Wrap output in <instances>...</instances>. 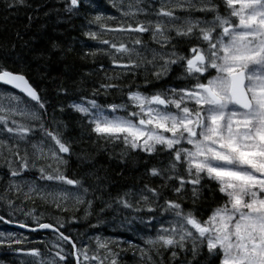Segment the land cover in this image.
<instances>
[{"label":"snow or ice","instance_id":"obj_1","mask_svg":"<svg viewBox=\"0 0 264 264\" xmlns=\"http://www.w3.org/2000/svg\"><path fill=\"white\" fill-rule=\"evenodd\" d=\"M222 3L227 15L220 13V4L215 0H114L113 7L120 17L95 15L88 23L98 25L101 32L84 33L107 46L88 55L108 56L112 74L101 66L99 71L104 72L107 82H101L91 89L90 96H81L67 108L90 127L94 143L122 144V158L125 152L140 151L149 156L167 153L166 166L149 169V175L161 181L158 187L145 184L139 192L114 197L115 205L104 201L105 206L99 209L100 213L127 209L153 214L147 221L142 217L139 220L156 230L154 237L144 239L147 247L139 249L143 264H165V253H169L168 264H198L205 248L219 264H264V0ZM25 6L26 0H4L5 9ZM81 9L82 0H65L67 13L79 14ZM177 12L189 15L181 17ZM192 12L206 15L193 19ZM108 20H117V24L109 26L104 23ZM105 33L112 39L104 38ZM145 33L159 50L148 47ZM173 40L199 43L189 44L190 55L186 56L176 51ZM53 50H59V45L53 44ZM178 64L185 74L182 78L193 83L150 95L129 91L130 104L102 105L96 99L113 89L123 91L124 86L117 81L137 75L141 68L146 75L160 80ZM0 86L18 90L0 92V134L6 136L0 139V160L9 173L0 201L9 209V216L19 211L31 217L37 227L30 231L48 230L54 237L50 242L39 241L45 245L43 250L14 248L33 242L14 234L0 240V247L29 257L24 264H68L69 256L74 264H104L108 257L109 264H118L123 249L118 251L113 245L119 247L123 242L93 235L90 239L95 248L90 252V244L63 231L66 223L78 222L74 215H57L54 222H43V214H37L35 207L25 209V204L31 201L34 205L37 200L58 213L70 209L78 212L83 206V218L88 219L93 215L95 200L102 196L96 190L90 191L82 179L66 175L73 141L65 139L67 124L56 115L57 111L64 113L65 106L49 111V101L25 75L3 66ZM59 92L68 95L67 88ZM31 172L38 173L37 179L24 175ZM100 179L96 177V189L102 193ZM205 179L216 183L223 203L201 219L195 209L185 210L179 201L190 198L196 204ZM37 180L48 183L39 184ZM172 181H177L171 191L178 200L165 196L161 203L163 189ZM90 195L93 199H88ZM158 210L160 216L170 217L160 219L159 226L152 223ZM136 219L125 217L113 227L125 228ZM0 222L13 221L0 215ZM103 222L101 215L90 226L98 228ZM17 223L20 228L29 227Z\"/></svg>","mask_w":264,"mask_h":264},{"label":"trees","instance_id":"obj_2","mask_svg":"<svg viewBox=\"0 0 264 264\" xmlns=\"http://www.w3.org/2000/svg\"><path fill=\"white\" fill-rule=\"evenodd\" d=\"M82 1V9L79 14H69L64 10L65 0H26L27 6L19 9H5L4 0H0V66L25 75L29 82L40 91L41 96L49 101V111H52L55 106H65V112L57 111L56 115L67 124L64 131L65 139L73 141L72 155L68 159L66 175L70 178L82 179L85 186H90V191L96 190L97 195L102 196V199H96L94 202L93 215L83 222L81 215H84V208L78 212L70 209L69 212L58 213L53 207L51 208L41 202H35L33 205L29 201L24 206L26 208L35 207L39 214H43V220L47 222H54L57 215L64 218L74 215L78 222L66 223L63 231L77 239L91 231L109 233L112 229L111 235L115 236L113 240L123 242L119 247L113 245L118 251L123 249L120 251L118 264H143L139 249L147 247L144 239L150 236L154 237L156 230L150 226L145 227L139 223V220L142 217L147 221L153 214L136 213L127 209H119L118 212L107 209L100 213L99 209L105 206L104 201H111L115 205L114 197L129 191L139 192L145 184L158 187L161 181L159 178L151 177L149 169L153 166L158 168L166 166L168 164L167 153L149 156L140 151L125 152L122 158L121 152L125 151L122 144L101 145L94 143L95 135L90 133V127L83 123L78 113L67 108L69 103L78 102L81 96H90L91 89L99 87L101 82H107L104 79V72L99 71L101 66L109 75L112 74L111 69L113 67L110 58L102 53L95 57L88 55V53L99 48H107V46L90 39L84 33L89 30L101 32L98 25L88 23L95 15L120 17V13L113 7L114 0ZM215 2L220 4V13L227 15L223 13L225 7L222 0H215ZM143 6L147 7L146 5ZM177 15L183 17L189 14L177 12ZM190 15L193 19H202L206 14L192 12ZM139 18L144 19L145 17L140 16ZM150 18L155 19V17ZM207 18L211 19L212 14L208 13ZM104 23L115 26L117 20H108ZM103 37L112 39L111 34L105 33ZM143 39L148 47L159 50L158 45L149 41L147 33L143 34ZM173 43L176 44L178 53L187 56L190 55L189 44L195 45L199 42L196 40H173ZM53 44L59 45V50L54 51ZM131 46L129 44V47ZM184 75L179 64L173 65L170 73L160 80H156L150 74L146 75L141 68L137 75L125 76L117 81L124 86L123 91L113 89L109 95L101 94L96 99L102 105L129 103L127 98L129 91L139 90L145 95H150L173 86L181 88L193 83L191 80L183 79ZM129 84L131 85L130 88L127 86ZM62 87L68 89L67 96L59 92ZM5 138V135L0 134V139ZM3 164L4 161L0 160V176L6 177L9 173L7 168L2 166ZM25 175L38 177L36 172ZM97 176L101 177L99 184L103 186L102 193L96 189ZM176 183L177 181H172L168 188L163 189L161 203H163L165 196L169 199L178 200V197L171 191L172 185ZM202 185H204L202 196L196 204H193L190 198L179 202L183 204L185 210L195 209L197 217L205 219L215 207L223 203V197L218 192L214 181L205 179L202 181ZM5 186L6 184L0 186V193H3ZM187 187L191 188V185ZM88 199H93V197L90 195ZM130 199L133 198L130 197ZM18 202L21 203V200ZM0 207L3 208L0 209V215L4 216L6 220L14 222L20 219L21 214L17 211L14 212V215L9 216V209L2 201H0ZM101 215L104 217V222L100 224V227H91L90 225L97 223V217ZM132 216L137 219L125 228L113 227L125 217L131 218ZM162 218L170 217L168 214L160 216L158 210L157 219L153 220L152 223L158 226L159 220ZM39 237L43 238L44 236L41 234ZM35 245L36 243L33 247ZM137 245L139 248L136 247ZM13 247L20 248V246ZM40 249L43 250V248ZM4 250L6 249L0 248V259L2 258V260L4 258L2 254L8 257ZM7 260L13 264H18L13 256L8 257ZM164 261L165 264H168L169 253L164 254ZM198 264H219V260L215 256H210L205 248L198 259Z\"/></svg>","mask_w":264,"mask_h":264},{"label":"rangeland","instance_id":"obj_3","mask_svg":"<svg viewBox=\"0 0 264 264\" xmlns=\"http://www.w3.org/2000/svg\"><path fill=\"white\" fill-rule=\"evenodd\" d=\"M224 11H226L227 12V10H226V8H224ZM171 88H176L175 86H173V87H171ZM180 88V87H179ZM5 89H9V88H7V87H4V86H0V92H3ZM10 91H11V89H9ZM13 92V91H12ZM15 93V92H14ZM131 110V109H130ZM121 115V114H120ZM26 174V173H25ZM24 174V175H25ZM28 179H37V177H28L27 175H25ZM8 178H9V175L8 176H6V177H4V179L3 180H0V186H2L3 184H6L7 183V180H8ZM37 182L39 183V184H45V183H48V182H45V181H40V180H37ZM1 188V187H0ZM4 189H5V187H4ZM13 198H15V197H13ZM19 200H17L16 201V203L17 204H20V202H18ZM36 202H41V201H39V200H37ZM49 207H51L52 208V206L51 205H48ZM25 207V206H24ZM81 208H83V206H81ZM0 209L2 210L3 208L2 207H0ZM25 209H28V208H26L25 207ZM54 209V208H53ZM81 211H82V209H80ZM83 211H84V209H83ZM18 213H20L21 214V216H20V219L18 220V222L19 223H26V224H28V226H30V223H32V225H34L35 227H37V225L35 224V221H33V219L31 218V217H28V216H26L24 213H22V212H19V211H17ZM36 212H37V210H36ZM37 214H39L38 212H37ZM83 216L84 215H81V221L83 222L85 219L83 218ZM29 220H30V223H29ZM43 222H47V221H44L43 220ZM10 224H14V223H10ZM15 224H18L17 222L15 223ZM6 225V224H5ZM3 223H0V233H3L4 234V236H2V237H0V240H4V239H6L7 237H9L10 235H15V236H17V237H19V238H21V239H23L24 237H27L28 238V240H30V241H33L32 243H26V244H23V245H20V248H23V249H32V248H34L33 247V245H34V243L36 242V241H38V245L39 246H37L36 248H45V245L44 244H42V243H39V241H46V242H50V241H52L53 239H54V237L53 236H51L50 234H42L43 236H45V238H42V237H39L38 238V236H40L41 234H34V233H23V232H19V231H17V230H14V229H10V228H8V227H6ZM158 226H159V223H158ZM110 230V229H109ZM111 233H112V229L110 230V232L109 233H104V232H100V231H97V232H93V231H91V232H88V233H85L84 235H83V237H80V239H78V240H81V241H84L86 244H90L91 245V247H90V252L95 248V242H94V240H91L90 239V237H92L93 235H99L101 238H111V239H113V237H115V236H113V235H111ZM143 240V239H142ZM79 246V245H78ZM2 250L3 249H6V250H4L5 252H7V256L8 257H14V259L16 260V262H18V264H24V262H26L28 259H29V257H25L24 255H22L21 253H19V252H16V251H13V250H11V249H9L8 247H6V246H4V247H0ZM70 249H68V248H66V251H69ZM2 253H4V252H2ZM3 256H4V258H3V260H2V258L0 259V264H13V263H11L10 261H8L7 259H8V257H6L4 254H2ZM1 255V256H2ZM100 255L103 257L104 256V252H103V250H101V252H100ZM70 258H72L73 259V257L72 256H69ZM69 257H68V259H69ZM4 260H6V261H4ZM109 261H110V259H109V257L107 258V259H105L104 260V264H109ZM68 264H74V261H71L70 259L68 260Z\"/></svg>","mask_w":264,"mask_h":264},{"label":"bare ground","instance_id":"obj_4","mask_svg":"<svg viewBox=\"0 0 264 264\" xmlns=\"http://www.w3.org/2000/svg\"><path fill=\"white\" fill-rule=\"evenodd\" d=\"M82 2H83V1H82ZM223 13H224V14H227L226 11H224ZM165 90H167V89H165ZM11 91H13V92H15V93L18 92V91H16V90H11ZM163 91H164V90H163ZM19 94H20V93H19ZM20 95H21V94H20ZM4 224H9V223H4ZM27 225H28V224H27ZM32 227H35V226L32 225ZM20 232H23V233H34V234L36 233V234H43V235H44L45 233H46V234H49V231H42V230H37V231H35V232H27V231H20ZM43 238H45V236H44ZM35 243H36L35 247L39 246V245L37 244L38 241H36ZM13 246H17V247H19L20 245H13ZM35 247H34V248H35ZM68 249H69V248H68ZM69 259H70L71 261H74V258L72 259V258L69 257ZM69 259H68V260H69Z\"/></svg>","mask_w":264,"mask_h":264},{"label":"water","instance_id":"obj_5","mask_svg":"<svg viewBox=\"0 0 264 264\" xmlns=\"http://www.w3.org/2000/svg\"><path fill=\"white\" fill-rule=\"evenodd\" d=\"M10 88V86H7ZM16 90V89H15ZM18 91V90H17ZM16 229L21 230V231H27L30 232V228L26 227V228H20L19 225L15 226ZM42 231H48V230H42Z\"/></svg>","mask_w":264,"mask_h":264}]
</instances>
